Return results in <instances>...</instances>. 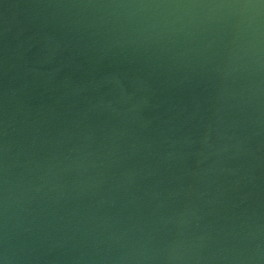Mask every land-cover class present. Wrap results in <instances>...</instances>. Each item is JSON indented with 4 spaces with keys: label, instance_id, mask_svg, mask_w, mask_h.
I'll list each match as a JSON object with an SVG mask.
<instances>
[{
    "label": "water",
    "instance_id": "1",
    "mask_svg": "<svg viewBox=\"0 0 264 264\" xmlns=\"http://www.w3.org/2000/svg\"><path fill=\"white\" fill-rule=\"evenodd\" d=\"M0 264H264V0H0Z\"/></svg>",
    "mask_w": 264,
    "mask_h": 264
}]
</instances>
